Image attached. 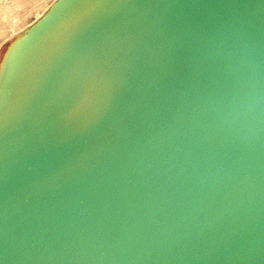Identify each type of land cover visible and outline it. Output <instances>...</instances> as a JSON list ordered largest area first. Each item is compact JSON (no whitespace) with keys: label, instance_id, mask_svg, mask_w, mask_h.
<instances>
[{"label":"water","instance_id":"95a60500","mask_svg":"<svg viewBox=\"0 0 264 264\" xmlns=\"http://www.w3.org/2000/svg\"><path fill=\"white\" fill-rule=\"evenodd\" d=\"M0 45V264H264V0H53Z\"/></svg>","mask_w":264,"mask_h":264},{"label":"rangeland","instance_id":"374dc122","mask_svg":"<svg viewBox=\"0 0 264 264\" xmlns=\"http://www.w3.org/2000/svg\"><path fill=\"white\" fill-rule=\"evenodd\" d=\"M14 1L0 0V32L3 31L0 33V43L15 31L32 23L38 14L48 7L53 0H32L25 6L14 7L10 11L4 12L5 8L12 5Z\"/></svg>","mask_w":264,"mask_h":264},{"label":"bare ground","instance_id":"6f19581e","mask_svg":"<svg viewBox=\"0 0 264 264\" xmlns=\"http://www.w3.org/2000/svg\"><path fill=\"white\" fill-rule=\"evenodd\" d=\"M32 0H15L14 1V3L12 4V5H10V6H7V8H5V10H4V12H6V11H10L11 9H13L14 7H21V6H25V5H27V4H29L30 2H31ZM33 7V6H32ZM49 7V6H48ZM7 9V10H6ZM47 9V7L46 8H44L39 14H38V16L37 17H39V16H42V15H44V10H46ZM3 32V31H2ZM2 32H0V33H2ZM15 32H17V31H15ZM14 32V33H15ZM13 34V33H12ZM11 34V35H12ZM6 40V38H4V40L3 41H5ZM2 41V42H3ZM1 42V43H2ZM1 43H0V45H1Z\"/></svg>","mask_w":264,"mask_h":264}]
</instances>
